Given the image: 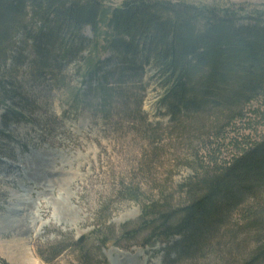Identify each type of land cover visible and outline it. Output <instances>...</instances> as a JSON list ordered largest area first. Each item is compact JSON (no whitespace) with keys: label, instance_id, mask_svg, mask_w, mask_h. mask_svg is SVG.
I'll list each match as a JSON object with an SVG mask.
<instances>
[{"label":"rangeland","instance_id":"obj_1","mask_svg":"<svg viewBox=\"0 0 264 264\" xmlns=\"http://www.w3.org/2000/svg\"><path fill=\"white\" fill-rule=\"evenodd\" d=\"M171 1L234 7L248 16L264 8V0ZM85 37L83 44L66 31L56 34L45 49L43 77L31 47L20 67L12 66L14 90L26 100L14 108L26 120L5 131L0 106V264H264L257 259L264 228L255 225L256 218L264 222V176L234 181L231 196L219 199L215 215L186 245L176 237L149 247L142 220L148 207L155 215L187 206L192 179L217 172L238 151L229 140L264 137V93L244 107L236 128L227 125L230 111L212 106L174 118L165 101L169 90L152 62L145 64L146 53L117 85L110 70L118 56L103 69L96 60L97 72H88L90 29ZM107 75L114 96L105 100L100 85Z\"/></svg>","mask_w":264,"mask_h":264},{"label":"trees","instance_id":"obj_2","mask_svg":"<svg viewBox=\"0 0 264 264\" xmlns=\"http://www.w3.org/2000/svg\"><path fill=\"white\" fill-rule=\"evenodd\" d=\"M245 20L248 24L240 26ZM87 29L93 34L88 44V72H97L96 60L103 69L118 56L110 72L117 75L114 81L119 85L146 53L145 64L152 62L163 87L169 90L165 101L174 118L184 110L212 106L230 111L227 125L232 123L228 127L236 128L235 121L245 119L244 107L255 95L264 93V8L248 16L245 10L234 7L215 9L171 0H0V106L5 108V131L11 124L26 120L25 114L14 108L26 100L14 90L12 66L20 67L18 61L23 62L31 47L38 59L35 70L43 77L49 61L45 49L55 35L66 31L73 41L84 44ZM72 46L62 50V59L72 54ZM100 54L112 57L102 60ZM109 78L107 75L99 90L105 100L114 96L106 88ZM232 107L238 109L233 111ZM242 139L229 140L238 150L230 162L217 172L192 179L186 188L194 197L187 206L155 215L151 207L143 211L142 220L150 232L148 246L172 242L176 237L184 238L182 246L188 244V235L215 215L219 199L231 196L233 183H242L252 173L253 179L264 176V137L259 141L249 136ZM255 223L264 228L262 219L256 218ZM98 230L99 242L109 249L106 236L100 227ZM169 251L175 253V246ZM258 253L257 259L264 261V244Z\"/></svg>","mask_w":264,"mask_h":264},{"label":"bare ground","instance_id":"obj_3","mask_svg":"<svg viewBox=\"0 0 264 264\" xmlns=\"http://www.w3.org/2000/svg\"><path fill=\"white\" fill-rule=\"evenodd\" d=\"M15 195V194H14ZM16 196V195H15ZM140 252V251H139ZM138 252V253H139ZM141 254V252L138 254V255H140ZM120 255H125V254H120ZM138 255H137V257H138ZM126 256H128V257H131V256H129V255H126ZM117 257H121V256H117ZM114 264H119V262L117 261V262H114Z\"/></svg>","mask_w":264,"mask_h":264}]
</instances>
